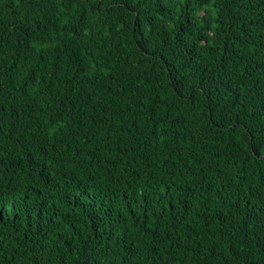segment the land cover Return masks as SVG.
Returning <instances> with one entry per match:
<instances>
[{"label": "trees", "instance_id": "obj_1", "mask_svg": "<svg viewBox=\"0 0 264 264\" xmlns=\"http://www.w3.org/2000/svg\"><path fill=\"white\" fill-rule=\"evenodd\" d=\"M261 121L264 0H0V264H264Z\"/></svg>", "mask_w": 264, "mask_h": 264}, {"label": "snow or ice", "instance_id": "obj_2", "mask_svg": "<svg viewBox=\"0 0 264 264\" xmlns=\"http://www.w3.org/2000/svg\"><path fill=\"white\" fill-rule=\"evenodd\" d=\"M233 124L236 125L237 121H233ZM239 126L248 130V135L252 137L253 140H255L256 133H258L259 136L261 137V142L264 143V121L259 122V127L255 129V132L249 128L247 123L240 124Z\"/></svg>", "mask_w": 264, "mask_h": 264}]
</instances>
